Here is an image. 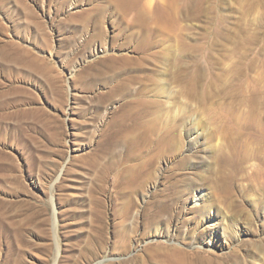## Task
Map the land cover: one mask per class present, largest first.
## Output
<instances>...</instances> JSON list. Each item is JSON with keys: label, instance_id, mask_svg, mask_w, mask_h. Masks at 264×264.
<instances>
[{"label": "rangeland", "instance_id": "374dc122", "mask_svg": "<svg viewBox=\"0 0 264 264\" xmlns=\"http://www.w3.org/2000/svg\"><path fill=\"white\" fill-rule=\"evenodd\" d=\"M152 1L131 14L135 3L0 0V264H264L253 158L264 159V0ZM111 52L127 62L96 80ZM127 69L178 140L128 220L123 191L115 212L113 187L100 193L117 157L97 150L109 111L129 98L108 95ZM217 182L226 192L213 194ZM150 200L178 204L175 220L142 226Z\"/></svg>", "mask_w": 264, "mask_h": 264}, {"label": "bare ground", "instance_id": "6f19581e", "mask_svg": "<svg viewBox=\"0 0 264 264\" xmlns=\"http://www.w3.org/2000/svg\"><path fill=\"white\" fill-rule=\"evenodd\" d=\"M142 1H145L146 4H150V6L153 2L152 0H110L116 8H120L121 2H123L127 8L135 3L132 9L129 10L131 14H136L137 9L145 7ZM65 3H67V1H62L61 4ZM113 53L114 52L107 53L96 60L95 68L99 73L95 78L96 80H103V73H111L120 70V65H122L123 60L127 62V56H117ZM123 73L124 77L121 84L111 89L108 95H110V98H113V96L117 95V92H123V95H126L127 91H129V98H122L118 106L109 111L105 127L97 144V150L102 149L103 146L106 145V148L110 149L111 155H116L117 157V165L115 166L114 174L111 178L106 180V183H103V189L100 193H103L109 185L113 187L114 193H109L107 197L105 196V202L107 201L108 211L113 210V212H115L119 193L123 191L121 196L123 198L121 203L123 208L122 216L124 219L128 220L137 207L136 199H138V196L140 197V193L144 190L146 185L154 179L153 170L157 166V160L163 157L165 152L174 153L178 147V140L173 138L175 135L174 128L170 129L168 132L162 133L165 124L159 113L160 108L158 102L154 100L152 102V108H148L146 101L141 97L142 89H138L133 93V79H137L138 75L133 74V71L129 69L123 71ZM101 105L98 104L95 110L98 116L102 109ZM19 115H24V113L19 111ZM2 124L3 121H0V126ZM101 152L103 151H100V153ZM262 155L255 153L253 158L258 161V171L264 176V159ZM247 159L248 157L244 159L239 158L235 161L241 163ZM227 188L228 186L225 182H217L213 185L212 192L213 194H219L221 191L226 192ZM206 196V193L198 188L195 194L192 195V200L194 199L198 202V200L201 201V199ZM209 204L210 203L202 204L203 215L211 216L212 210H215L210 207ZM175 205L173 201L159 202L150 200L144 207L141 225L149 228L158 222H161L160 224H162V222L163 224L172 222L179 213V210H177L178 204ZM103 207L106 209L102 200H97L96 210L100 213L98 219L101 224L99 235L102 237H104L103 233L105 231L102 219L107 212L106 210L103 212ZM203 220H205V218ZM95 245L99 246L98 243ZM16 246L17 242L15 240L11 241L10 251H14ZM174 255L178 257L179 260L185 258L180 251H176ZM93 259H95V257L91 260ZM87 262L90 261L87 260Z\"/></svg>", "mask_w": 264, "mask_h": 264}]
</instances>
